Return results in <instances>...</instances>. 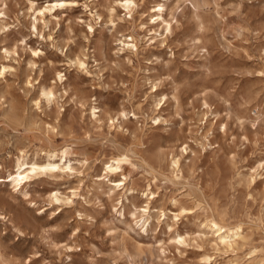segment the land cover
Wrapping results in <instances>:
<instances>
[{
  "label": "rangeland",
  "instance_id": "rangeland-1",
  "mask_svg": "<svg viewBox=\"0 0 264 264\" xmlns=\"http://www.w3.org/2000/svg\"><path fill=\"white\" fill-rule=\"evenodd\" d=\"M54 1L0 0V264H264V0Z\"/></svg>",
  "mask_w": 264,
  "mask_h": 264
},
{
  "label": "bare ground",
  "instance_id": "bare-ground-1",
  "mask_svg": "<svg viewBox=\"0 0 264 264\" xmlns=\"http://www.w3.org/2000/svg\"><path fill=\"white\" fill-rule=\"evenodd\" d=\"M119 2L130 13L133 12L135 7H138L136 0H119ZM68 4H69L68 0L67 1L66 0H57V1H54V2H51L50 4H48L45 7V9H43V10L41 9L40 13L41 12L44 13V11H54V10L59 9V8L67 7ZM71 4H73V3H71ZM33 5L34 4L32 3V7H33ZM60 5H62V6H60ZM157 6H159V10L154 8L153 13H150V17L157 15L159 18H162L165 23H167V25H168L167 27L169 28L170 23L167 22L163 18V14H164L163 10H164L165 4L159 3ZM109 11H111V14L113 15L116 12V6L112 5L110 7ZM55 16H57V15H55ZM112 22H114V21H112ZM34 27L36 28V24H34ZM128 37H129V40H123V39L120 40V43L122 44V49H126V48H128L130 50L137 49L138 48L137 38H135L132 35L128 36ZM7 68H8V66L6 64H1L0 75L4 74L6 72ZM57 75H58V79L62 81L64 78V74L61 71H59V72H57ZM43 95L46 96L48 102L53 101L54 97H55V93L51 88L50 89H44L43 88ZM98 108H99V106H97L96 103L92 104V106L90 108V109H92L91 114L94 117H96V112H97ZM27 153L22 151L20 155H18L15 159L14 158L12 159L13 170L11 172H9V176L12 177V180L8 181V183L11 184L13 187L18 186L19 183H21L24 180H26V182H27L29 179H31L34 176L39 175V174H43V173L46 174L49 172L54 174L56 170H64L66 168L71 169V170L73 169V166L71 164H67L66 162H64V163H66L67 165L62 166L61 165L62 162L60 163V161H64L65 156L64 155L58 156L59 153H56L54 151L50 150V151L45 152V156L43 157V160L39 159L38 157L30 158L27 155ZM67 159L69 160V158H67ZM127 159H128V156L123 153V154L113 156L110 160L106 161L105 170H106L107 176H110V177L113 175H115V176L123 175L124 176L123 179L113 180L112 181L113 186H123V188L126 187L125 181L127 180V176L125 174V163H126ZM69 163H71V162H69ZM174 164L177 165V167H178V160H175ZM0 167L2 168V170L6 171V166H4V164L2 162H0ZM74 168H75V166H74ZM3 181L6 182V180H3ZM56 195H55V198H56V200L59 201L60 198L57 197ZM64 200H66V199L64 198ZM64 200H62V201H64ZM220 221H221V219H220ZM221 222H219L217 219L211 220L212 226L214 228H217L216 232L218 233V237H219L220 241L224 245L232 246L233 243L236 242L237 239L241 236L240 233L242 231L239 232L241 229V226L239 224L238 226L235 227V229H233L229 225L221 223Z\"/></svg>",
  "mask_w": 264,
  "mask_h": 264
},
{
  "label": "snow or ice",
  "instance_id": "snow-or-ice-1",
  "mask_svg": "<svg viewBox=\"0 0 264 264\" xmlns=\"http://www.w3.org/2000/svg\"><path fill=\"white\" fill-rule=\"evenodd\" d=\"M60 6H62V5H60ZM81 67H83V65H81Z\"/></svg>",
  "mask_w": 264,
  "mask_h": 264
}]
</instances>
